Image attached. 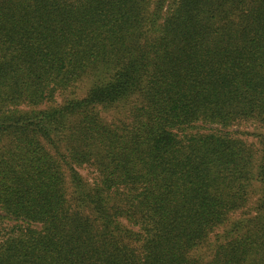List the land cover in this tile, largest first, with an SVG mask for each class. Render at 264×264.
I'll list each match as a JSON object with an SVG mask.
<instances>
[{
  "label": "trees",
  "instance_id": "trees-1",
  "mask_svg": "<svg viewBox=\"0 0 264 264\" xmlns=\"http://www.w3.org/2000/svg\"><path fill=\"white\" fill-rule=\"evenodd\" d=\"M0 264H264V0H0Z\"/></svg>",
  "mask_w": 264,
  "mask_h": 264
},
{
  "label": "rangeland",
  "instance_id": "rangeland-1",
  "mask_svg": "<svg viewBox=\"0 0 264 264\" xmlns=\"http://www.w3.org/2000/svg\"><path fill=\"white\" fill-rule=\"evenodd\" d=\"M85 87H86L85 84L80 82V83L76 84V85L73 87V89H72L71 92H72V94H74V95H81V93L85 90ZM58 97L60 98V96H58ZM241 129H244V130H246V131H250V132L255 131V129H254V124H251V123H249V122L243 124V125L241 126ZM258 131H261V130L258 129ZM243 137L246 138L248 141H255V139H256V138H254L252 135H247V134L243 135ZM80 171H81V173H82L84 176H86V177H88V175L90 174V170H89L88 167H83V168L80 169ZM91 173H92V172H91ZM237 215H238V214H235L234 217L237 216ZM222 229H223L222 227H219V228L215 229V232H213V233L210 235V237H209V239H208V241H209L208 245H207V246H204V248L201 250L203 256H205L206 254L208 255L209 245H210L211 243H213V241L215 242V240H216V235H218L219 233H221V230H222Z\"/></svg>",
  "mask_w": 264,
  "mask_h": 264
}]
</instances>
